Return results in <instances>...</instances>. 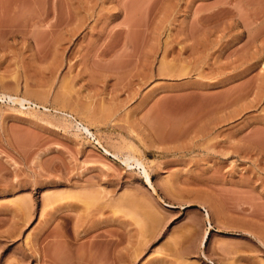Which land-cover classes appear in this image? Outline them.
<instances>
[{
    "label": "rangeland",
    "instance_id": "374dc122",
    "mask_svg": "<svg viewBox=\"0 0 264 264\" xmlns=\"http://www.w3.org/2000/svg\"><path fill=\"white\" fill-rule=\"evenodd\" d=\"M0 264H264V0H0Z\"/></svg>",
    "mask_w": 264,
    "mask_h": 264
},
{
    "label": "bare ground",
    "instance_id": "6f19581e",
    "mask_svg": "<svg viewBox=\"0 0 264 264\" xmlns=\"http://www.w3.org/2000/svg\"><path fill=\"white\" fill-rule=\"evenodd\" d=\"M24 101H27V100H22L21 102L23 103ZM29 103H31V102H29ZM79 127H82V130H84L85 132H87L89 134H93L90 131V128L88 127V125L86 123H84L83 121L79 123ZM97 143L102 145V143L100 141H98ZM103 150H104L106 155L112 156L113 158L121 161L122 164H125L127 167L134 169V170H137L140 173L141 177L144 179L145 184L154 192V194H157L156 187L154 185L151 173L148 169V166L143 161V159L138 157L133 151L124 152L123 148H121V147H118V149H116L114 152L107 149V148H104ZM168 206L173 207L170 204H168ZM206 217L208 219V222L211 224V213L207 209H206ZM208 240H209V232L203 238L202 243H203L204 247L208 243Z\"/></svg>",
    "mask_w": 264,
    "mask_h": 264
}]
</instances>
